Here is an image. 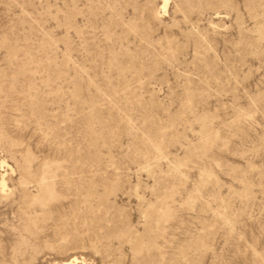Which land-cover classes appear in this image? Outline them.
I'll list each match as a JSON object with an SVG mask.
<instances>
[{"label":"rangeland","instance_id":"obj_1","mask_svg":"<svg viewBox=\"0 0 264 264\" xmlns=\"http://www.w3.org/2000/svg\"><path fill=\"white\" fill-rule=\"evenodd\" d=\"M264 264V0H0V264Z\"/></svg>","mask_w":264,"mask_h":264},{"label":"bare ground","instance_id":"obj_2","mask_svg":"<svg viewBox=\"0 0 264 264\" xmlns=\"http://www.w3.org/2000/svg\"><path fill=\"white\" fill-rule=\"evenodd\" d=\"M69 262H70V260H69ZM75 262H76V261H72V262H70V263H68V264H76Z\"/></svg>","mask_w":264,"mask_h":264}]
</instances>
